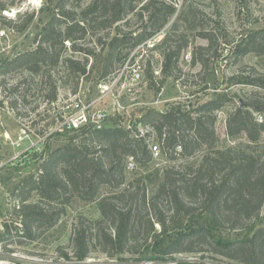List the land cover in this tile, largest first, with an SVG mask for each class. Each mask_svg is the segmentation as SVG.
Segmentation results:
<instances>
[{
    "label": "trees",
    "instance_id": "trees-1",
    "mask_svg": "<svg viewBox=\"0 0 264 264\" xmlns=\"http://www.w3.org/2000/svg\"><path fill=\"white\" fill-rule=\"evenodd\" d=\"M71 1H57L55 9L58 13L38 33V47L20 53L8 66L0 63V74L10 67L38 71L40 64L49 60L52 64H57L65 49V40L68 37L84 39L88 33V16L95 14L96 23L102 30L109 31L116 26L118 31L108 44H104V48L107 45L109 48L101 74V78L105 79L113 73L114 62L121 59L117 55L118 49L129 42H132L133 49L136 48L158 33L176 13L175 7L164 0H92L77 14L66 10ZM142 3L140 9L148 12L147 25L138 31H123L118 23ZM0 7L6 9L1 2ZM140 15L144 20V12ZM33 18L34 15L29 14L22 23L13 24L12 20L5 23L13 30L23 31ZM77 33L80 35L77 36ZM200 35L208 39L210 47L214 45L210 31H204ZM171 36V33H167L163 39V43H168L165 70L170 76H174L182 51L190 43L183 40L170 44ZM57 46L60 48L57 49ZM209 46L199 45L194 48L191 60L193 65L201 63L205 69L209 67V59L203 58L201 53L207 51ZM72 48L74 51L83 50L77 44ZM249 52L264 54V28L248 34L239 54ZM129 55L130 53L126 54L120 63ZM87 60L71 57L66 62L70 63L75 72L85 74ZM254 72V76H260L251 77L248 84L264 89V79L261 78L264 76L258 71ZM53 98H56V93ZM231 100L229 94L220 93L216 98L199 106L193 105L189 109L180 105L167 112L147 109L137 123L157 130L159 141L172 151L171 159L176 158L175 149L178 144L183 148L181 154L192 156L204 145L209 148L215 146L218 140L215 111ZM255 112L263 114V122L257 120ZM130 130L120 125L103 129L84 127L74 130L75 133L63 145L47 149L46 157L42 158V153H37L35 158L43 159L38 172L25 177L15 188L21 200L18 207L13 209L15 220L11 224L5 223L6 231L0 235L4 246L13 244V241H9L13 229L16 233L34 238L35 223L48 222L53 225L56 218L66 212L71 199L76 197L83 201H98L102 217L95 221V229L98 239L105 245L104 251L111 257L127 252L142 255L151 250L153 255L148 259L158 262L157 264L167 263L174 260L175 254L192 250L193 239L204 238L218 246V253L233 258L244 253L251 259L243 261L259 264L258 260L264 253L261 247L264 228L256 229L251 236L235 241L223 238L219 231L226 225L233 230L249 228L258 219L264 205V155L245 154L243 157H235L229 151H215L214 156L208 153L203 156L197 169L192 164L184 170H177L172 166L162 174L160 170L153 173L152 183L158 181V186L149 193L147 187L139 185L145 181L142 176L128 181L122 187L126 183L127 157L134 156L142 165H147L153 157L146 137H137ZM263 131L264 97L255 93L254 98L241 102L231 113L227 120V134L236 136L244 132L251 141L256 142ZM34 194L38 195V201H32ZM198 196L203 198L201 211L197 207ZM160 201L167 203L168 208L162 209ZM52 204H58L60 209L50 216L48 206ZM145 216L146 228L142 227L141 230L140 225ZM15 222H19L21 226L14 225ZM156 223L160 225V230L155 227ZM88 235L89 228L85 227L81 218L72 237V254L63 252L62 256L68 260L85 261L90 253ZM135 241L137 245L133 244ZM139 246H144V251ZM0 264L25 263L13 261Z\"/></svg>",
    "mask_w": 264,
    "mask_h": 264
},
{
    "label": "rangeland",
    "instance_id": "rangeland-1",
    "mask_svg": "<svg viewBox=\"0 0 264 264\" xmlns=\"http://www.w3.org/2000/svg\"><path fill=\"white\" fill-rule=\"evenodd\" d=\"M0 0L3 7L19 9L16 17L4 18L0 7V28L9 32L11 48L9 52L0 54L5 66L22 52L38 47V33L42 27L58 13L55 5L58 0ZM92 0H82L77 2L72 0L66 10L71 13L80 14ZM173 5L176 13L169 22L156 34L163 35L171 33L170 44L180 43L188 40L190 46L182 51L179 67L174 70V76H170L165 70V52L168 45L163 40L158 46L141 58L138 56L135 61L144 68V81L135 89H120L116 92L117 98L109 95L105 100L96 102L97 109H107L110 113L107 127H116L118 124L129 127L131 133L138 132V118L147 109H156L160 112H167L180 105L185 109L202 105L217 97L220 93L229 94L231 102L218 111L216 115V135L218 140L214 147L209 148L204 145L192 156L178 154L175 159H171V150L163 146L159 141L156 129L145 126V137L150 143L160 144L162 155L152 157L147 165L136 164L135 168H126V183L142 176L144 183L139 185L148 188L149 193L155 191L158 181L152 183V175L158 170L163 171L174 166L178 169H185L186 166L194 164L197 169L202 162L203 156L215 151L231 152L235 157H243L245 154L252 156L264 155V131L260 139L251 141L246 133L236 136L227 134V120L241 102L250 101L255 97V93L264 97V89L248 84L251 77H255L254 71H258L264 76V54L249 52L240 55L239 51L246 41L251 31L264 28V0H164ZM140 4L136 10L131 12L126 19L118 24L125 32L138 31L143 29L148 23V12L141 10ZM18 11V10H16ZM144 12V20L141 13ZM33 14L34 18L29 26L23 31H16L11 28L7 21L13 24L22 23L27 15ZM18 17V20L15 19ZM88 33L84 39L75 40L68 37L73 45L77 44L82 51H74L73 48L64 49L60 61L52 64L49 60L41 63L38 71H33L25 67H10L0 74V235L6 229L5 223L11 224L15 220L13 209L18 207L21 197L16 194V186L30 174L37 173L38 167L43 159L35 158L37 153H42V158L46 157L47 149H55L67 142L70 135L74 134V129L62 126L58 117L60 106L64 100H72L75 97L83 101H89L101 96L100 84L105 82L101 78L108 44L116 35L117 29L114 26L111 30H102L99 26L96 15H89ZM65 26H63L64 28ZM150 29V28H148ZM210 31L214 45L200 33ZM155 34V35H156ZM80 35L77 33V36ZM150 38V37H149ZM132 42L121 47L117 51L120 60H116L113 66V73L124 65L129 59L127 56L123 63H120L126 54L133 52ZM202 45L210 48L201 52L202 57L209 59V67L204 68L201 63L193 65L192 55L194 48ZM57 49L60 46L56 47ZM85 51L90 52L86 54ZM191 54L186 58L187 54ZM77 60H87V72L80 74L75 72L67 58ZM71 67V68H70ZM257 74V73H256ZM260 75L256 76L259 77ZM264 79V77H261ZM56 93V98H53ZM122 104V113L115 110ZM61 102V103H60ZM256 118L263 116L261 112H255ZM258 120V119H257ZM26 127L31 137L26 138L20 146L15 144L19 139L21 129ZM24 151V152H22ZM128 159V157H127ZM137 161V158H136ZM127 163V160H126ZM190 169V167H189ZM192 175V174H188ZM217 177V176H216ZM222 177V176H221ZM220 178V175H219ZM121 187V188H122ZM202 197L196 199L198 210L201 211ZM37 194L33 195L32 201H38ZM160 207L167 209L168 204L160 201ZM48 214L54 215L59 212L60 206L52 204ZM150 213V211H148ZM200 213V212H198ZM58 214L56 215V217ZM102 217L98 201H83L76 197L66 206V212L56 218L53 225L35 223L33 225V235H23L11 231L9 241L13 244L4 246L0 239V262L9 263L21 261L25 264H157L154 260L148 259L153 253L151 250L145 254H135L127 252L111 257L104 251V243L98 239L95 221ZM83 219L85 227L89 228L90 253L85 261L68 260L62 256L63 252L72 254L75 227L79 219ZM147 216L143 219L141 230L146 228ZM14 225H20L15 222ZM143 227V228H142ZM160 230V225L155 224ZM264 228V205L260 215L254 224L242 230H233L229 225L223 227L219 232L225 239L232 241L241 240L245 236H251L256 229ZM263 237V236H262ZM261 242L264 251V237ZM142 243L143 241L140 240ZM135 241L133 244H136ZM145 245V243L143 244ZM144 251V246H139ZM136 248V247H132ZM191 249L175 254L174 260H169L162 264H249L243 259H251L246 254H239L237 258L226 256L216 252L218 246L211 241L201 238L193 239ZM143 253V252H142ZM242 257L241 259L239 257ZM252 256H254L252 254ZM259 264H264L263 257L258 260Z\"/></svg>",
    "mask_w": 264,
    "mask_h": 264
},
{
    "label": "built area",
    "instance_id": "built-area-1",
    "mask_svg": "<svg viewBox=\"0 0 264 264\" xmlns=\"http://www.w3.org/2000/svg\"><path fill=\"white\" fill-rule=\"evenodd\" d=\"M18 10V11H16ZM20 11L19 9H14V7L6 8L2 10V13L4 15V18H11L16 17ZM15 19H18L15 18ZM10 30H6L4 28H0V54L4 52H9V49L11 48V45L7 43L6 45L4 42L10 41ZM162 34V33H161ZM156 34L152 37L148 38L144 42H142L140 45L136 47V49L130 53L129 59L124 63V65L116 72L113 76H108L107 79H105V82L100 84L101 88V96L96 99H91L89 101H83L79 97H75V99H72L70 101L64 100L62 101V105L60 106L59 111V121L62 126H68L70 129L78 130L81 128H87V129H103L106 126L107 120H109L110 113L107 109H97L96 110V102H101L105 100V98L109 95L117 98L116 92L120 89L126 88L128 90L135 89L144 81V68L141 64L137 63L135 59L138 58V56H141V58H144L148 55L150 51H153L158 44L163 40V35ZM65 49H72V41L69 39L65 40ZM190 53L187 54L186 58L190 57ZM2 61V57L0 56V62ZM117 104L119 105L117 108H115L116 111L122 113V104L119 100H117ZM61 103V102H60ZM124 108V107H123ZM164 112V111H162ZM259 122H263V116H259L258 118ZM119 126V124H118ZM127 128H132L130 125ZM145 127L141 124H138V132L135 133L137 137H144L145 136ZM31 137L28 129L26 127H23L21 129V133L19 135V139L15 144L20 146L23 141L26 140V138ZM152 155L154 157H158L162 155V148L161 145L156 143L150 146ZM182 145L178 144L175 149V154L178 155L182 152ZM24 152V151H22ZM137 164V161L134 156H129L127 159V165L126 168L129 170H132L135 168ZM1 166V161H0Z\"/></svg>",
    "mask_w": 264,
    "mask_h": 264
},
{
    "label": "bare ground",
    "instance_id": "bare-ground-1",
    "mask_svg": "<svg viewBox=\"0 0 264 264\" xmlns=\"http://www.w3.org/2000/svg\"><path fill=\"white\" fill-rule=\"evenodd\" d=\"M33 2H37L36 0H32Z\"/></svg>",
    "mask_w": 264,
    "mask_h": 264
}]
</instances>
